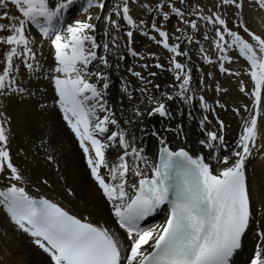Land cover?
Here are the masks:
<instances>
[{"label":"snow or ice","instance_id":"1","mask_svg":"<svg viewBox=\"0 0 264 264\" xmlns=\"http://www.w3.org/2000/svg\"><path fill=\"white\" fill-rule=\"evenodd\" d=\"M210 2L209 7L203 0H0V212L33 238L50 264H232L249 232L264 239V210L254 204L248 178L253 156L264 152V32L244 20L246 7L264 13V0ZM137 36L168 54L160 62L151 52L155 64L142 68L154 66L171 79L163 90L154 83L157 71L145 75L127 67L143 84L138 90L144 107H134L124 122L107 97L122 62L129 56L146 60L133 46ZM44 43L52 57L47 67ZM193 45L204 63L236 78L249 103L221 102L229 88L192 63ZM241 59L245 65L234 67ZM207 89L217 94L211 104ZM121 91L124 99H137L129 82L122 80ZM25 97L41 112L58 114L70 129L103 197L93 211L106 213L115 228L48 198L41 192L50 187L46 174L29 176L17 163L34 147L55 164L47 124L26 144L14 143L9 105ZM217 108L239 117L231 140ZM197 109L203 138L190 147L178 117L195 119ZM205 113L215 119L211 129ZM151 117L161 126L143 123ZM148 137L156 142L151 159ZM33 185L37 195L28 190ZM63 192L76 195L71 187ZM165 205L168 216L158 231L141 226ZM250 264H264V245L257 244Z\"/></svg>","mask_w":264,"mask_h":264},{"label":"bare ground","instance_id":"2","mask_svg":"<svg viewBox=\"0 0 264 264\" xmlns=\"http://www.w3.org/2000/svg\"><path fill=\"white\" fill-rule=\"evenodd\" d=\"M75 11L76 10H73V17L75 16ZM260 16V14L251 16V24L258 33L264 30V22L261 21L262 18H260ZM69 18L71 19L72 17ZM253 18H255V20ZM97 35L98 37L103 36V31H98ZM201 42L205 44L206 48L208 47L206 42ZM133 46L146 58V60H140L139 58L129 56L126 61L122 62L120 70L112 73V86L109 89L107 97L109 106L115 113L116 118L124 122H127L129 118L133 116L134 107H144V105L140 103V100L144 97L141 96L138 90L139 87H143V84L127 73V67H134L135 70L142 71L145 75H147V71H157L159 74L158 77L154 79V83L161 84L163 90H166L165 82H170L171 79V74L169 72L160 71L154 66L148 70L142 68L145 62L152 65L155 64L156 61L150 58L151 52L157 53L160 62L166 61L167 53L151 44L149 40L142 36H137ZM190 47L192 63L196 64L197 67L203 68L204 73L212 72L216 81L229 88L228 95L223 97L221 102L225 100L230 101L232 106L249 103L248 98L239 92L235 77L222 76L215 67L207 65L198 58L199 54L197 53L196 46L193 45ZM42 49L44 55L47 57L45 63V67H47L52 63V57L47 43L42 45ZM244 65L245 61L241 59L234 67L240 68ZM241 79H243L245 85L248 86V77L242 75ZM122 80L129 82L130 91L137 99L128 101L123 98L124 94L121 91ZM22 82L25 84L29 83L28 80H23ZM208 83L211 84L214 82L209 79ZM194 86L198 87L197 85ZM149 92L155 94V90L152 89L151 86H149ZM204 95L210 104L213 103L214 98H217V94L211 89L205 90ZM178 103L177 101V104ZM9 114L13 117V130L16 133L14 143L17 146H20L22 141L26 144L29 136H36L40 130L45 127V124H47V127L53 133L56 145L54 153L55 164L47 163L42 156L35 154L34 147L27 153V159L20 158L17 160V163L26 170L29 176L44 173L50 179V187L41 189V192L74 213L84 216H88L89 213H91V216H89L90 219L100 220L106 223L107 226L115 228L116 226L112 218L106 213L98 214L96 211H93L94 208H100L103 197L90 177L86 160L79 148L78 141L71 133L70 129L67 128L62 118L54 112H41L28 97L19 101L13 100L9 105ZM205 114L209 115V119L212 120V124L207 126L211 129L215 124V119L213 118V114ZM216 115H219L225 120L226 124L229 125V130L226 132V135L230 140L233 139L236 135L237 120L239 117H235L218 108L216 110ZM178 119L184 124V132L190 147L199 139L203 138L198 126V121L201 119V111L199 109L195 111V119L186 116L178 117ZM143 123L149 126L153 124L157 127L161 126L159 118L157 117L147 118ZM172 123H175V121ZM127 127L134 128V125H127ZM169 139H172V137L169 136ZM155 143V139L152 137H148L145 143V150L150 159L153 158L155 154ZM176 143L177 141L173 140V146H175ZM196 146L197 148L199 147V145ZM248 178L253 202L258 208L264 210V152L257 153L253 156L248 167ZM66 187H71L76 195L67 196L64 194L63 190ZM28 190L31 194L37 195L34 185L30 186ZM164 222L165 220L160 211L159 214L152 217L149 225L145 227L156 228V226L163 225ZM156 230L158 231L159 229L156 228ZM258 243L264 245V239H258L254 231L249 232L243 248L235 255L233 264H250V260L254 256ZM0 264H50V258L35 245L33 238L28 233L23 232L10 223L2 212H0Z\"/></svg>","mask_w":264,"mask_h":264},{"label":"rangeland","instance_id":"3","mask_svg":"<svg viewBox=\"0 0 264 264\" xmlns=\"http://www.w3.org/2000/svg\"><path fill=\"white\" fill-rule=\"evenodd\" d=\"M203 2H204V3H208V4H209V7L211 6V2H210V0H203ZM13 11H14V10H13ZM256 14H260V15H261L260 18H262L261 21L264 22V13L253 12V11H250L247 7L245 8V15H244V20H245V22H247V23L249 24V26H250L254 31L257 32V30H256V29L252 26V24H251V21H252L251 16L256 15ZM253 19L255 20V18H253ZM230 24H231V21H230ZM169 28H171V25H169ZM261 32H264V30L261 31ZM257 33H258V32H257ZM202 43H203V42H202Z\"/></svg>","mask_w":264,"mask_h":264}]
</instances>
